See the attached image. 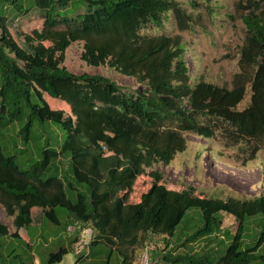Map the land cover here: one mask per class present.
Masks as SVG:
<instances>
[{"label":"trees","instance_id":"trees-1","mask_svg":"<svg viewBox=\"0 0 264 264\" xmlns=\"http://www.w3.org/2000/svg\"><path fill=\"white\" fill-rule=\"evenodd\" d=\"M31 1L29 9L28 0H0V134L18 125L21 142L19 147L0 139V206L14 229L10 233L0 223V264H15L22 256L15 254L16 244L25 246L23 253L33 251L29 234L35 210L52 226L63 224L64 231L90 227V248L109 249L106 264L114 252L122 264H130L128 250L149 235L174 238L183 229L190 234L180 247L205 241L215 248L167 252L164 264H264V195L210 198L191 186L170 188L152 171L149 189L139 202L129 203L146 169L168 166L186 151V133L209 140L215 126L223 125L235 142L251 144V160L264 147V0L236 4L245 36L230 89L190 84L179 35L141 33L162 28L169 16L178 32L187 31L191 18L176 0ZM77 4L83 12L70 15ZM6 6L16 8L17 17L9 19L2 11ZM33 10L40 23L22 35L23 48L9 25ZM76 42L83 44L80 59L87 66H107L138 88L126 93L104 76L70 73L63 63ZM247 91L250 101L238 110ZM48 97L65 110L52 107ZM52 127L61 133L58 149ZM192 212L198 222L190 225ZM222 214L237 222L235 234L222 231ZM68 252L60 246L39 255V264H60Z\"/></svg>","mask_w":264,"mask_h":264},{"label":"rangeland","instance_id":"rangeland-1","mask_svg":"<svg viewBox=\"0 0 264 264\" xmlns=\"http://www.w3.org/2000/svg\"><path fill=\"white\" fill-rule=\"evenodd\" d=\"M176 1L191 18V25L187 31L178 32L173 18L169 16L162 28L146 29L141 33L179 35L186 48L184 57L190 70V84L194 86L203 81L220 88L230 89L232 77L238 72L239 53L245 36L240 14L236 10V4L241 0ZM23 2L26 4L27 0H23ZM31 2L28 0L29 9L32 7ZM2 11L8 15L9 19L17 17L16 8L10 9L9 6H6ZM81 12H83V8L77 4L72 7L69 13L74 15ZM10 23L13 39L18 45L25 48L22 35L29 34L39 25L40 20L38 12L33 10L29 15L18 17ZM82 46V43H72L66 51L63 66L70 73L77 76L82 74L104 76L115 82L126 93H133L138 88L132 79L107 66L97 68L87 66L80 59ZM48 99L46 98L52 107L58 104V108L65 110L59 100L49 97ZM249 101L250 92L247 91L237 109H244ZM18 130V125H12L0 134V139L6 140L5 144L17 143L21 147L20 138L17 135ZM51 130L57 138L56 148L58 149L61 144V133L54 127ZM183 137L187 143L186 151L177 154L168 166L159 163L151 169H146V174L139 177L134 183L129 203L139 202L141 194L149 189L152 179L148 174L152 171L161 173L164 182L170 188L180 190L191 186L196 189L198 194L210 198L253 199L264 195V147L251 160L249 157L251 144L247 140L235 142L234 138L229 135V129L223 125L215 126V135L209 140L190 133L184 134ZM6 146L9 150L11 149L9 145ZM28 152L34 153V145L31 143L28 145ZM65 166L66 162L61 161L60 168L63 169ZM189 217L190 225L198 222L196 212L190 213ZM32 219L29 239L32 240L33 251L23 253L25 246L13 243L16 247L15 254L22 255L17 258L15 264H30L31 262L39 264V255L44 258L49 251L56 252L60 246L69 250L60 264H106L109 250L106 245L99 244L90 248L88 256L76 262L74 246L70 244V240H73L74 237L67 230H63V224L60 227L52 226L43 218L41 210L32 211ZM0 223L6 225L10 233L14 231L12 218L6 214L2 206H0ZM237 227L238 224L232 216L222 214L223 232L235 234ZM189 234L190 232L185 229L176 232L174 238L151 234L143 245L134 250H128L129 262L130 264H164L162 257L167 252H170L171 255H183L189 252L202 253L215 248V244L206 246L205 241H198L185 248L180 247V242H183L186 235ZM146 247L152 248V251L146 252ZM146 253L147 255H145ZM3 254L5 255V252ZM147 256L148 260L146 261ZM7 264H9V260ZM109 264H122L121 258L116 252L113 253Z\"/></svg>","mask_w":264,"mask_h":264},{"label":"built area","instance_id":"built-area-1","mask_svg":"<svg viewBox=\"0 0 264 264\" xmlns=\"http://www.w3.org/2000/svg\"><path fill=\"white\" fill-rule=\"evenodd\" d=\"M67 232L75 236L74 254L79 257H86L90 252V243L93 238V230L90 227L69 226ZM146 252H151L152 248L146 247ZM149 252V253H150ZM147 255V253L145 254ZM148 260V256L146 261ZM143 264V263H141Z\"/></svg>","mask_w":264,"mask_h":264},{"label":"crops","instance_id":"crops-1","mask_svg":"<svg viewBox=\"0 0 264 264\" xmlns=\"http://www.w3.org/2000/svg\"><path fill=\"white\" fill-rule=\"evenodd\" d=\"M36 211H38V210H36Z\"/></svg>","mask_w":264,"mask_h":264}]
</instances>
